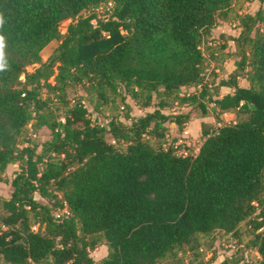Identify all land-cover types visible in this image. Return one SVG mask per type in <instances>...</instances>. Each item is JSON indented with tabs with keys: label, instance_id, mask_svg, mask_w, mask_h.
I'll list each match as a JSON object with an SVG mask.
<instances>
[{
	"label": "trees",
	"instance_id": "16d2710c",
	"mask_svg": "<svg viewBox=\"0 0 264 264\" xmlns=\"http://www.w3.org/2000/svg\"><path fill=\"white\" fill-rule=\"evenodd\" d=\"M231 1L0 0V182L7 165L18 169L0 201L5 264H93L101 241L108 251L101 264H157L195 236L234 234L245 220L254 230L246 246L264 264V0L239 19L232 71L204 82L200 45ZM108 3L103 18L79 17ZM51 41L59 43L40 62ZM82 82L102 100L103 91L121 88L136 103L142 98V109L152 94L200 84L180 100L198 118L246 117L203 130L197 152L181 157L171 143L154 149L142 140L162 138L166 123L181 132L188 122L191 111L164 114L165 102L139 117L126 106L104 123L77 102L61 121L52 118L40 90L61 97L67 84ZM29 122L49 137L18 147ZM63 208L67 214L56 217ZM206 264L248 262L235 248L222 257L213 252Z\"/></svg>",
	"mask_w": 264,
	"mask_h": 264
},
{
	"label": "rangeland",
	"instance_id": "374dc122",
	"mask_svg": "<svg viewBox=\"0 0 264 264\" xmlns=\"http://www.w3.org/2000/svg\"><path fill=\"white\" fill-rule=\"evenodd\" d=\"M109 7L110 3L99 4L93 9L82 11L79 17L85 18L93 14L97 16V18H103L105 10ZM258 7V0H232L228 8L216 17L215 24L210 31V36L205 38L200 45V50L204 58L203 66L204 73L206 74L205 82L208 85L218 79H225L232 71L233 62L230 55L231 52H233L232 39L235 38L239 32V19L244 14L252 15ZM70 23V20H66L59 24L58 32L60 35L64 34L67 25ZM91 23L93 24L94 21ZM58 43L59 41H51L40 51V62H44L47 59ZM37 66L38 65L35 64L29 65L25 67V72L31 73ZM19 80H22V76L19 77ZM47 83L50 85L54 84L53 76L49 78ZM239 83H242V80L239 81ZM199 88L200 84H197L181 88L176 95L172 94L165 96L158 93V95L155 96V94H152L151 106L144 109L138 106V104L142 102V98H139L138 103H136L129 96L124 95L121 88L117 89L118 91L114 93L105 90L103 91L104 100L99 99L96 91L93 90L86 82L74 85L67 84L61 97L52 93L48 94L45 89H41L39 98L43 100L47 97L48 101L46 102V111L50 112L51 117L55 120L61 121L63 116L66 114V111L75 103L79 102L89 113L88 117L97 118L99 122L104 123L111 117L123 116V114L127 111L126 106L129 107V114L134 117L141 116L145 114V112L157 108L156 106L158 102H165V106L160 110L164 114L188 112L191 109L190 101L186 100L181 102L180 100L182 98L195 95L199 91ZM245 117V115L236 114L235 111L224 113L220 117L218 125L223 123H233L238 120H243ZM195 122V120L189 122V131L195 128ZM32 123L33 122H29L22 129L19 137L17 138L18 147H22L27 144L38 146L43 141L48 139L49 131L46 128L33 131L31 128ZM210 124H212V122L202 125V130H206L207 133H209L217 127L216 123L213 125ZM165 126L166 128L162 138H158L154 135H145L142 136L143 142H146L154 149L165 148L170 144L171 140L176 138V129L173 125L166 123ZM191 138L192 143L189 142V146L193 152V150L199 146L201 138L199 136ZM115 147L119 151H125L124 144H118L115 145ZM38 150L39 148L37 151ZM17 170L16 164H9L5 167L3 173L1 174L0 201L8 197L10 192L9 182ZM262 196L264 197V190ZM57 198H59L58 195ZM1 214L2 212L0 209V215ZM253 233L254 230L250 227L249 221L245 220L238 225L234 234L224 233L222 231H213L208 236L197 235L189 242V244L184 245L181 250L174 251L168 257L159 260L157 264H206L213 252L216 253L217 256L222 257L225 256V253L228 250H234L235 248L243 250V256H245L248 264H257L259 257L253 250L246 246L248 242L251 241ZM107 252L106 246L101 241L90 253L93 264H101V260L107 255ZM0 264L5 263L0 259Z\"/></svg>",
	"mask_w": 264,
	"mask_h": 264
},
{
	"label": "crops",
	"instance_id": "0c3cea01",
	"mask_svg": "<svg viewBox=\"0 0 264 264\" xmlns=\"http://www.w3.org/2000/svg\"><path fill=\"white\" fill-rule=\"evenodd\" d=\"M205 80H206V75H205V78H204V82H205ZM219 80V79H218ZM217 81V80H216ZM215 81V82H216ZM238 86L239 87H242V88H245V87H247V83L245 82V81H243L242 80V83H238ZM198 93V92H197ZM196 93V94H197ZM225 93V91L224 90H220V93H219V95L221 96V95H223ZM195 94V95H196ZM191 107V106H190ZM152 111V110H151ZM151 111H148V112H151ZM189 111H191V112H189ZM188 112H189V119H188V122L186 123V124H184V126H183V129H182V131L181 132H178L177 131V129H176V127H175V125L174 124H171V125H173V127L176 129L175 130V134H176V138L175 139H173V140H171V144H172V146H174V145H177L179 142H183V143H188L189 144V142L190 143H192V138L191 137H193V138H195V137H200L201 138V134H202V125H204V124H208V123H211L212 122V124H210V125H213L214 123H216V125H217V127L219 126L218 125V121L217 120H215V118H214V116L212 115V114H210L208 117H203V118H198V116L196 115V113L195 112H193L191 109L189 110ZM145 113H147V112H145ZM181 113H186V112H181ZM192 114V115H191ZM142 116V115H141ZM222 115H219L218 116V118L220 119V117H221ZM135 117H139V116H135ZM192 120H195L196 122H195V128L193 129V130H191V131H189L188 130V125H189V122L190 121H192ZM211 122H210V121ZM126 124H128L127 122H126ZM163 127H165L166 128V126H165V124L163 125ZM215 129V128H214ZM197 135V136H196ZM191 138V139H190ZM201 142V141H200ZM200 144V143H199ZM190 145V144H189ZM193 146V145H192ZM181 147V146H180ZM179 146H178V148H180ZM198 147L199 146H197V148L194 150V152L196 153L197 152V149H198ZM187 151H188V153L189 154H191L192 153V149L191 148H189V149H187Z\"/></svg>",
	"mask_w": 264,
	"mask_h": 264
},
{
	"label": "built area",
	"instance_id": "2783aa9c",
	"mask_svg": "<svg viewBox=\"0 0 264 264\" xmlns=\"http://www.w3.org/2000/svg\"><path fill=\"white\" fill-rule=\"evenodd\" d=\"M178 146H179V147L181 146V147L177 149ZM173 148L176 150V155H177V156L186 157V156H188V155L190 156V155H194V154H195L194 150H193V152H192L193 154H192V153H191V154L188 153L187 149L190 148V146H189L188 143L179 142L177 145H174ZM63 214H67L65 208H63V209L58 213V215H56V217H58L59 215H63ZM6 230H7L6 227L0 225V234H1L2 232L6 231Z\"/></svg>",
	"mask_w": 264,
	"mask_h": 264
}]
</instances>
